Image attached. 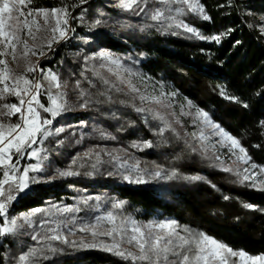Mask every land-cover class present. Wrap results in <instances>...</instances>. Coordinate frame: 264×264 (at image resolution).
Masks as SVG:
<instances>
[{
  "label": "trees",
  "instance_id": "16d2710c",
  "mask_svg": "<svg viewBox=\"0 0 264 264\" xmlns=\"http://www.w3.org/2000/svg\"><path fill=\"white\" fill-rule=\"evenodd\" d=\"M109 1L87 0L86 5L76 10L72 20L74 36L57 47L52 61L42 64L58 73L62 82H67L68 100L76 108L56 121L70 127L75 134H65L66 149L49 143L48 165L57 171L71 167L81 174L34 185V194L14 202L9 215L43 208L52 202L71 204L82 194L95 195L101 196L110 206L113 200L125 201L120 211L140 222L176 220L181 228L202 231L234 250L242 249L251 255L264 254V192L236 183L237 178L222 171L217 161L194 154L189 147L191 143L177 125L174 127L179 138L170 131L163 137L158 135L160 122L148 112H136L131 106L130 95L107 89L93 75V68L86 60L88 53L111 52L125 66L149 76L180 99L190 101L195 108L207 111L215 123L240 141L252 161L264 165V128L259 126L264 120V36L258 21V16L264 15V0H201L210 21H203L193 14L181 17L205 36L231 29L220 43L189 38L190 34L182 29H173L177 35L162 34L155 26L140 31L142 25L156 24L147 15L153 9L163 7L155 0H144L128 13L112 8ZM78 3L80 0H33L32 7L51 9ZM141 7L145 8V13L137 15ZM248 12L254 15H248ZM81 15L83 22L79 19ZM96 19L106 23L92 28ZM77 82L80 88H76ZM220 87L249 107L244 108L222 97ZM81 90L93 101L86 108L79 106ZM42 102L47 103L45 98ZM135 103L140 104L138 100ZM145 106L162 112L156 106ZM168 119L171 120L169 116ZM99 130L115 139H102ZM144 141L153 146L142 147V150L131 147L133 143L143 146ZM88 145L94 148L91 153L104 146L125 149L133 158L130 163L139 160L141 166L148 169L160 165L176 169L181 176L198 175L203 179L133 184L124 181L119 174L109 176L108 172L114 171L110 164L87 175L85 173L92 169L80 165L95 162L94 155L84 158ZM225 196L230 199L225 200ZM245 204H252L254 208H245ZM82 208L85 210L83 205ZM30 247L43 245L19 235L2 237L0 264H17L19 255ZM48 255L50 259H41L39 264H126L122 258L98 249L65 247L63 253Z\"/></svg>",
  "mask_w": 264,
  "mask_h": 264
},
{
  "label": "snow or ice",
  "instance_id": "6c2138e0",
  "mask_svg": "<svg viewBox=\"0 0 264 264\" xmlns=\"http://www.w3.org/2000/svg\"><path fill=\"white\" fill-rule=\"evenodd\" d=\"M158 2L163 7H157L147 14L156 24L142 25L140 31L155 26L162 34L170 32L172 35H177L178 33L173 29H182L190 34L189 38L215 43H220L221 39L232 31L229 29L226 33L205 36L196 27L181 19L193 14L203 21H210L211 17L201 0H158ZM32 3L33 0H0V237L24 234L25 228H31L35 233L31 239L43 245V247H30L23 252L17 258V264H39L41 259H50L48 253L53 255L63 253L65 247L102 249L122 258L126 264H264V254L251 255L242 249L234 250L226 243L202 231L181 228L176 220L140 222L132 216L124 215L120 210L124 208L126 202L122 200L111 201L109 210L91 219L74 214L83 210L79 204L89 210L98 211L103 203L101 196L84 197L77 205L53 203L47 208L37 207L18 216L9 215L14 202L30 197L34 194L33 186L45 182L40 174L45 171L47 150L34 146L42 145L49 137L64 131L61 127L53 129L52 126L53 121L68 110L67 82H62L56 72L40 69L38 63L30 61V57L46 56L45 48L51 51L54 43L69 38V34L75 31L69 26L72 18L70 9L76 5H62L48 9L34 8ZM80 3H87V0H80ZM139 4L140 0H120L119 6L125 10H133L134 6L139 7ZM140 13H145V8L141 7L137 15ZM247 14L254 15L252 12ZM79 19L83 22V15ZM259 19L261 21L259 30L261 35H264V15ZM104 23L106 21L96 19L91 27L96 28ZM249 27L253 25L249 24ZM98 39H102V36H98ZM29 40L32 41L31 45ZM87 42L85 40V43ZM95 59L105 61L106 63L100 64L99 67L106 68L116 78L114 81L110 80L100 71L92 69L93 75L107 89L130 95L131 106L136 112H148L154 120L159 121L162 126L158 129V135L163 137L165 132L170 131L179 138V132L174 125L181 124V121L174 112L164 114L145 106L157 104L163 108H171L168 98L175 96V93L161 91L157 95L143 91L138 86V82L142 81L143 77L133 72L131 68L123 66L119 59L112 57L106 51H100L96 56L86 58V60ZM20 60L25 62L22 72L10 65V61L18 64ZM37 70L40 72L39 76L31 75ZM133 77L137 78V82H134ZM53 88L56 89L55 92L52 91ZM76 88H80L79 82ZM219 91L225 99L241 104L244 108L249 107L239 97L230 95L225 88L220 87ZM44 96L47 103L42 102ZM12 97L16 102L10 101ZM78 98L82 101L79 105L81 108H86L93 102L89 94L83 90L79 92ZM137 100L140 102L139 105L135 103ZM189 107H193L191 102ZM169 115L172 116L171 120L168 119ZM180 115H191V113L182 111ZM13 117L16 119L13 120ZM194 124L204 126L200 127L198 132L185 133L191 135L198 145V147L189 145L194 154L201 155L202 159L221 161V155L215 151L217 144L220 147L228 146V151L232 155H236L234 150L238 149L236 162L245 167L233 170L231 167L221 165V170L234 175L237 178L236 183L264 192V165L252 161L238 139L226 132L220 124L215 123L209 113L202 109L196 108ZM259 126L264 128V120L259 122ZM205 128L210 129V132L206 134ZM99 134L102 139H115L104 130H99ZM210 136H218L222 139L210 143ZM152 146L149 141H144L143 146L137 143L131 145L140 150L142 147ZM210 149L211 155H209ZM101 151L109 157L108 160H103L100 152L84 154V158L95 156V162L90 165H80L82 168L88 166L92 169L85 174L93 175L100 171L102 165L110 164L114 171L108 172L109 176L119 174L124 181L133 184H146L153 180L183 179L195 182L203 179L198 175L181 176L176 169H167L160 165L148 169L142 167L139 160L130 163V159L133 158L127 155L125 149ZM120 152H124L125 156L117 154ZM25 157L36 162L21 166V159ZM72 163L75 165L76 160L73 159ZM80 174L71 167L58 170L56 173L61 178ZM224 198L230 199L228 196ZM92 200L96 201L95 205L89 203ZM244 207L251 209L254 205L245 204ZM37 217L41 218L38 224L40 232H36L33 227ZM78 234L79 239H75Z\"/></svg>",
  "mask_w": 264,
  "mask_h": 264
},
{
  "label": "rangeland",
  "instance_id": "374dc122",
  "mask_svg": "<svg viewBox=\"0 0 264 264\" xmlns=\"http://www.w3.org/2000/svg\"><path fill=\"white\" fill-rule=\"evenodd\" d=\"M91 1H93V0H88V2H91ZM143 1H144V0H140V3L143 2ZM155 1L158 2V0H155ZM88 2H87V3H88ZM144 2H145V1H144ZM87 3H84V4L78 3V4H77L72 10H70L71 13H72V18L70 19L69 26H70L71 28H72L73 14L75 13L76 10L81 9L82 6L86 5ZM108 4H110V6H111L112 8H115L116 10H118V11H120V12H126V13H128V12L131 11V10H125V9L121 8V7L119 6V4H120V0H111V1H109ZM135 8H136V6H134V9H135ZM260 16H261V15H260ZM260 16H258L259 25L261 24V21H260V19H259ZM42 35H43V34H42ZM73 36H74V32H71V33L69 34V38H68V39H70V38L73 37ZM263 36H264V35H263ZM68 39H67V40H68ZM67 40H65V41H67ZM65 41H61L60 43H54V44H53V50H51V51H49V50H47V48H45V51H46V53H47L46 56H40V57H37V56H31V57H30V61H31L32 63H38L40 69H43V70H45V71L51 70L50 68L42 67V64H45V63H47V62L52 61V59H53V57H54V53H55L57 47H58L59 45H61L62 43H64ZM37 43H40V41H37ZM29 44H30V45L32 44V41H31V40H29ZM100 51H104V50H100ZM100 51H95V52H93V53H88V54L86 55V58H87V57H93V56H96V54H97L98 52H100ZM106 52H108V51H106ZM108 53H109L112 57H114V58H116V59H119L120 62H121V64H122L123 66H125V64L122 62V60H121L120 58L116 57V55L112 54L111 52H108ZM52 54H53V56H52ZM88 61L90 62L92 68H95L96 70L100 71V72L102 73V75H104L105 77H107V78H112L113 80L116 79L115 76H112V75L107 71L106 68H100V67H99L100 64H102V63H106L105 61H103V60H101V59L88 60ZM10 65H11L12 68L16 69L17 71H21V72H22L23 69H24V66H25V62H24L23 60H20L18 64H15V63H11V61H10ZM126 66H127V65H126ZM126 66H125V67H126ZM127 68H131L133 72L138 73V74L140 75V77H143V80L138 82V86L141 87V89H142L143 91H147V92H149V93H154V94H157V95H158L159 92H161V91H163V92H165V93H174V92H172V91L167 90L166 88H164V87H163L162 85H160L159 83L155 82V81H154L152 78H150L149 76L143 75L141 72H137L133 67L127 66ZM51 71H53V70H51ZM53 72H54V71H53ZM31 75L39 76V75H40V72H39V70H37V72H35V73L31 74ZM133 80H134V82H137V78H136V77H133ZM52 91L55 92L56 89L53 88ZM68 91H69V87L66 89L67 95H68ZM42 98H45V100L47 101L46 96H44V97H42ZM66 99H67V104H68V110L65 111V112L62 113V114L73 112V111H75V109H76V108H74V105H75V104H74L73 102H69V100H68V96L66 97ZM168 99H169V101H170V103H171V105H172L171 108H163L162 106L157 105V104H147V105L158 107V108L162 111V113H164V114H168V113H172V112H174V113L176 114V116L179 117V119H180V121H181V124H177L180 133L184 136L185 139H187V140L191 143V145H192L193 147H198L196 141H194V140L192 139L191 135H185V133H189V134H190V133H192V132H194V131H195V132H198L200 127H204L203 125H197V124H194V116H195L196 108H195L192 104H191V105H192L193 107H189V102H190V101L185 100V99H180L176 94H175V96H173V97H169ZM10 101H11V102H16L14 97L10 98ZM182 111L185 112V113H191V115H180V113H181ZM62 114H61V115H62ZM61 115H60V116H61ZM60 116H59V117H60ZM59 117H57V118L53 121V126H52V127H53V129L56 128V127H61V128L64 129V131L61 132L59 135H54V136H52V137H49L47 140L44 141V143H43L42 145H41V144H38V145H35V146H34V147L44 148V149H46V150H47V152H46L47 157H48V152L51 150V149L48 147L49 143H51L52 145L58 146V147L60 146L62 149H66L67 144H66V146H65L64 141H63L64 137H66L65 134L67 133V136H71L72 134H75V131H74V130L72 131V130L70 129V127H67V126H64V125H61V124L56 123V121L58 120ZM169 117L172 119V116H171V115H169ZM12 119L15 120L16 117H13ZM205 132H206V134H207L208 132H210V129L205 128ZM80 136H81V135H80ZM80 139H81V138H80ZM220 139H222V138H221V137H218V136H210V143H215L217 140H220ZM61 141H62V143H61ZM72 142H73V140H72ZM89 145H90V144H89ZM89 145H88L87 148H85V149H86L85 152H90V151H92V150L94 149L93 147H91V146H89ZM62 149H61V150H62ZM102 149H103L104 151L111 152L112 150H114V148H113V147H109V146H104V147H100V148L97 149V152H100V153H101V156H102L103 158L105 157V158L108 160L109 157L106 156V155H104V152L101 151ZM82 151L84 152V149H83ZM215 151L217 152V154L221 155V157H222V160H221V161H217L220 165L225 166V167H231L233 170H235V169H237V168L243 169V167H245V165L236 162V155H239V150H238V149H235V150H234V151L236 152V155H232V154L228 151V146L220 147V145L217 144V145H216V149H215ZM211 152H212V150L210 149L209 153H211ZM117 154L121 155L122 157L125 156V154H124L123 152H120V153H117ZM35 162H36V161H35L34 159H31V160H30V159H28L27 157H25V158L21 159V166H23V165H27V164H29V163H35ZM49 166H50V165H48V159H47V160L45 161V171H44L42 174H40V175L44 178V181H45V182H48V181L53 180V179H55V178L58 177V176L56 175L57 170H56V169H53V168H51V167H49ZM52 170L55 171V172H53ZM53 177H55V178H53ZM58 178H61V177H58ZM88 196L96 197L95 195H84V194H82V196H81V195H80V196H77V197L72 201L71 204H68V203H66V202H64V201H62V202H52V203H49L47 206H45V207H43V208H47L50 204H53V203H55V204H57V205H77L78 202H79L82 198H84V197H88ZM89 203L95 205V204H96V201H95V200H92V201H89ZM79 206L82 208V204H79ZM110 207H111V206L108 204V202L103 201V203L101 204V207L99 208L98 211H97V210H89V209H87V208L84 207L85 210L82 208L83 210H82L81 212L76 213V214H74V215H76V216H78V217H84V218H86V219H91L92 217H94V216H96V215H101V214H103L106 210H109ZM25 213H26V212H25ZM21 214H22V213H21ZM18 215H20V214L10 215V216H18ZM69 215H72V214H69ZM40 219H41L40 217H37V218H36V224L33 225V227L35 228L36 232H40V231H41V229L38 227V224H39ZM23 233H24V234H17V236H18V235H19V236H24V237L29 238L30 240H32V239H31V236H32L33 234H35V233L33 232V229H31V228H25V229L23 230ZM1 238H2V237H0V240H1ZM74 238H75V239H79V234H78L77 237H74ZM89 239H90V237H89ZM35 242H37V241H35ZM53 243H55V242H53ZM61 246H62V245H61ZM98 250L104 251V250H102V249H98ZM105 252H106V251H105Z\"/></svg>",
  "mask_w": 264,
  "mask_h": 264
}]
</instances>
